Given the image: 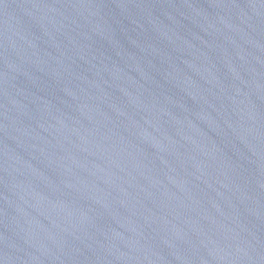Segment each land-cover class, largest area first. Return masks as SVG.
I'll use <instances>...</instances> for the list:
<instances>
[{"label": "water", "instance_id": "1", "mask_svg": "<svg viewBox=\"0 0 264 264\" xmlns=\"http://www.w3.org/2000/svg\"><path fill=\"white\" fill-rule=\"evenodd\" d=\"M0 264H264V0H0Z\"/></svg>", "mask_w": 264, "mask_h": 264}]
</instances>
